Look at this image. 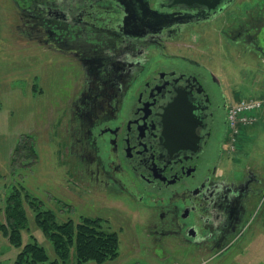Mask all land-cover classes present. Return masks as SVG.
<instances>
[{"label": "flooded vegetation", "instance_id": "af4514ba", "mask_svg": "<svg viewBox=\"0 0 264 264\" xmlns=\"http://www.w3.org/2000/svg\"><path fill=\"white\" fill-rule=\"evenodd\" d=\"M238 1L18 0L22 30L80 65L82 87L66 112L74 168L151 211L159 245L176 240L220 255L255 214L259 178L221 171L233 97L207 65L166 52L167 40ZM258 14L228 28L264 59L253 38Z\"/></svg>", "mask_w": 264, "mask_h": 264}, {"label": "rangeland", "instance_id": "374dc122", "mask_svg": "<svg viewBox=\"0 0 264 264\" xmlns=\"http://www.w3.org/2000/svg\"><path fill=\"white\" fill-rule=\"evenodd\" d=\"M19 10L18 0H0V219L6 221L8 195L20 188L30 200L41 202L42 209L54 210L59 221L100 219L103 229L118 233L117 258L83 264H264V107L256 125L258 119L239 125L235 150L227 139L221 170L239 179L250 170L259 178L254 186L261 191L250 200L255 214L245 235L220 255L180 246L176 240L159 245L148 231L151 211L113 188L92 185L74 168L76 159L67 151L71 134L66 112L82 87L80 65L73 56L31 39L22 30ZM258 13L264 16V0H239L216 19L167 40L166 52L207 65L228 97L264 99L263 49H249L248 42L230 31ZM260 23L253 38L264 46V21ZM25 135L32 136L35 160L16 151ZM30 205L25 201L29 229L23 231L24 242L44 245L52 260L55 248ZM19 252L0 233V264H14Z\"/></svg>", "mask_w": 264, "mask_h": 264}, {"label": "trees", "instance_id": "16d2710c", "mask_svg": "<svg viewBox=\"0 0 264 264\" xmlns=\"http://www.w3.org/2000/svg\"><path fill=\"white\" fill-rule=\"evenodd\" d=\"M31 135H25L16 151L25 160H35L37 151L31 141ZM22 189H14L6 199V221L0 219V233L20 248L14 264H41L50 260L46 247L37 241L24 242L23 231L29 229V218L25 201L36 211V220L45 235L51 240L56 256L51 264H83L89 260L99 263L117 258L120 254V239L115 231L103 229L100 219L85 217L76 223L73 219L59 221L52 209H42L41 202L30 200V194ZM25 200V201H24Z\"/></svg>", "mask_w": 264, "mask_h": 264}, {"label": "built area", "instance_id": "2783aa9c", "mask_svg": "<svg viewBox=\"0 0 264 264\" xmlns=\"http://www.w3.org/2000/svg\"><path fill=\"white\" fill-rule=\"evenodd\" d=\"M263 106L264 100L253 97L232 103L228 109V124L233 134L240 131V124L252 123Z\"/></svg>", "mask_w": 264, "mask_h": 264}, {"label": "crops", "instance_id": "0c3cea01", "mask_svg": "<svg viewBox=\"0 0 264 264\" xmlns=\"http://www.w3.org/2000/svg\"><path fill=\"white\" fill-rule=\"evenodd\" d=\"M259 120H260V119H258L257 122H256L254 125H256V124L259 122ZM254 125H251V126H254ZM246 126H248V125H246Z\"/></svg>", "mask_w": 264, "mask_h": 264}, {"label": "water", "instance_id": "95a60500", "mask_svg": "<svg viewBox=\"0 0 264 264\" xmlns=\"http://www.w3.org/2000/svg\"><path fill=\"white\" fill-rule=\"evenodd\" d=\"M197 1H201V2H202V1H204V0H197ZM132 16H133V15H132Z\"/></svg>", "mask_w": 264, "mask_h": 264}]
</instances>
